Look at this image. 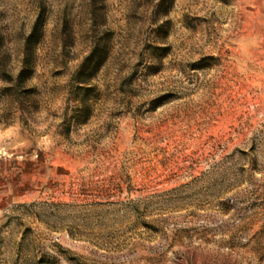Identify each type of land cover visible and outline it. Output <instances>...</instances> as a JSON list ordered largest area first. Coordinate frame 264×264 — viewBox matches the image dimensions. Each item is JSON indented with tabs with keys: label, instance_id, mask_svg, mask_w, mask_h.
Wrapping results in <instances>:
<instances>
[{
	"label": "rangeland",
	"instance_id": "rangeland-1",
	"mask_svg": "<svg viewBox=\"0 0 264 264\" xmlns=\"http://www.w3.org/2000/svg\"><path fill=\"white\" fill-rule=\"evenodd\" d=\"M0 264H264V0H0Z\"/></svg>",
	"mask_w": 264,
	"mask_h": 264
}]
</instances>
